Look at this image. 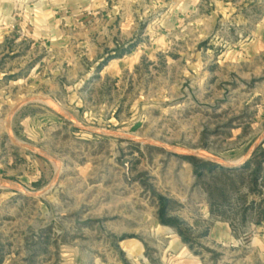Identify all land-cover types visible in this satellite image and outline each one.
Instances as JSON below:
<instances>
[{
    "label": "rangeland",
    "instance_id": "obj_1",
    "mask_svg": "<svg viewBox=\"0 0 264 264\" xmlns=\"http://www.w3.org/2000/svg\"><path fill=\"white\" fill-rule=\"evenodd\" d=\"M24 13L0 7V264H264V0L128 39Z\"/></svg>",
    "mask_w": 264,
    "mask_h": 264
},
{
    "label": "crops",
    "instance_id": "obj_2",
    "mask_svg": "<svg viewBox=\"0 0 264 264\" xmlns=\"http://www.w3.org/2000/svg\"><path fill=\"white\" fill-rule=\"evenodd\" d=\"M14 1L0 0V7L8 12L10 9L12 10ZM31 1L23 0L24 15L29 23L40 27V37L48 35L49 27L59 26L63 23H72L78 27L84 25L81 22L82 17L90 18L101 14L107 16L110 25L119 26L121 36L126 39L134 35L142 21H150L148 28L153 29L154 23L152 18H148V12L155 14L162 10L164 16L160 20L161 26L172 29L180 22L181 17L194 13L202 4V0H51V3L50 0H41L42 2L38 6ZM68 11H72L75 16L77 15V18H70L67 15ZM153 35V43L150 48L143 50L136 47L131 53H125L110 61L109 66L115 63L119 68L128 69L131 65H138L143 56L157 55L160 49L165 47L166 39L154 31Z\"/></svg>",
    "mask_w": 264,
    "mask_h": 264
},
{
    "label": "water",
    "instance_id": "obj_3",
    "mask_svg": "<svg viewBox=\"0 0 264 264\" xmlns=\"http://www.w3.org/2000/svg\"><path fill=\"white\" fill-rule=\"evenodd\" d=\"M69 116V115H68ZM69 118L71 119V117L69 116ZM74 123H75V121L73 120V119H71ZM92 131H94V132H97V133H99V134H105L102 130H92ZM160 146H162V147H164L163 145H160ZM181 152H183V153H190V152H185V151H181ZM215 163H218L219 165H221V166H223V167H225V168H235V167H237V166H232V165H230L229 163H219V162H217V161H214Z\"/></svg>",
    "mask_w": 264,
    "mask_h": 264
},
{
    "label": "trees",
    "instance_id": "obj_4",
    "mask_svg": "<svg viewBox=\"0 0 264 264\" xmlns=\"http://www.w3.org/2000/svg\"><path fill=\"white\" fill-rule=\"evenodd\" d=\"M161 214H162V222L163 223H167V224H172V225H176V226H178L179 225V223L175 220V219H169V220H165L164 219V214H165V212H164V208H162V210H161Z\"/></svg>",
    "mask_w": 264,
    "mask_h": 264
},
{
    "label": "bare ground",
    "instance_id": "obj_5",
    "mask_svg": "<svg viewBox=\"0 0 264 264\" xmlns=\"http://www.w3.org/2000/svg\"><path fill=\"white\" fill-rule=\"evenodd\" d=\"M230 165H232V166H236V165H234V164H231V163H229Z\"/></svg>",
    "mask_w": 264,
    "mask_h": 264
}]
</instances>
